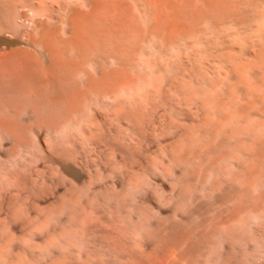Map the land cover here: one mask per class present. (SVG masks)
Instances as JSON below:
<instances>
[{
    "label": "bare ground",
    "instance_id": "1",
    "mask_svg": "<svg viewBox=\"0 0 264 264\" xmlns=\"http://www.w3.org/2000/svg\"><path fill=\"white\" fill-rule=\"evenodd\" d=\"M127 1L0 0V264H264V0Z\"/></svg>",
    "mask_w": 264,
    "mask_h": 264
},
{
    "label": "rangeland",
    "instance_id": "2",
    "mask_svg": "<svg viewBox=\"0 0 264 264\" xmlns=\"http://www.w3.org/2000/svg\"><path fill=\"white\" fill-rule=\"evenodd\" d=\"M60 1L63 2V0H60ZM64 1H66L67 4H69V3L71 4V3H74V2H77V1H78L77 3H79V4H80L79 1H81V4L83 3L82 0H71V1H70V0H64ZM83 1H84L86 4L83 3L81 8H82L83 10H86V12H87V11L90 12L89 9H91V7L93 6V5H91V4H93L94 1L97 2V3H95V4H96L95 7H97L99 4L101 5L99 10L96 8V11H97V12L100 11V10H101L102 13H106V14H109V12H111V10H110V6H109V5H106V4H105V6H104L103 3L100 2L101 0H99V1H98V0H94L92 3H91V0H83ZM125 1H127V0H125ZM89 2H90V3H89ZM127 2L130 4L129 7H131V8L134 9V10H136V9L139 8V7H137V8L135 9L136 6H140V5H139L140 3H139L138 0H137L136 2H135V0H134V1H133V0H128ZM64 3H65V2H64ZM56 4H58V3H56ZM87 4H88V6H87ZM97 4H98V5H97ZM136 4H137V5H136ZM85 5H86V6H85ZM90 6H91V7H90ZM106 6H107V7H106ZM70 7H71V6H70ZM102 7H103V8H102ZM98 8H99V6H98ZM105 9H107V10L109 9L110 11H109V10L107 11V10H105ZM106 11H107V12H106ZM136 11H137V10H136ZM97 12H96V13H97ZM102 13H98V15H102Z\"/></svg>",
    "mask_w": 264,
    "mask_h": 264
}]
</instances>
